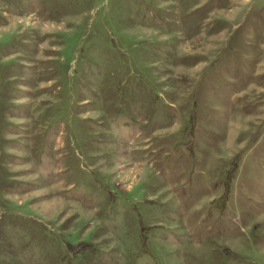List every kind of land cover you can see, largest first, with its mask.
Listing matches in <instances>:
<instances>
[{
    "label": "rangeland",
    "instance_id": "1",
    "mask_svg": "<svg viewBox=\"0 0 264 264\" xmlns=\"http://www.w3.org/2000/svg\"><path fill=\"white\" fill-rule=\"evenodd\" d=\"M0 264H264V0H0Z\"/></svg>",
    "mask_w": 264,
    "mask_h": 264
}]
</instances>
